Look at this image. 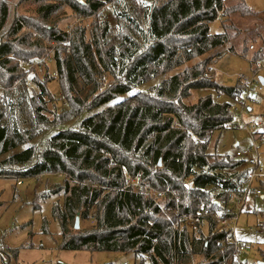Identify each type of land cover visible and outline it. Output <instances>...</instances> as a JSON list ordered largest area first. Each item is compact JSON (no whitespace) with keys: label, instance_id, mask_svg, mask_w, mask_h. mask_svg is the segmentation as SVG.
<instances>
[{"label":"trees","instance_id":"1","mask_svg":"<svg viewBox=\"0 0 264 264\" xmlns=\"http://www.w3.org/2000/svg\"><path fill=\"white\" fill-rule=\"evenodd\" d=\"M24 1L35 5L31 16L0 0V156L94 112L0 162V177L63 179L49 191L63 197L52 208L59 249L129 253L140 264H192L197 257L196 264H241L230 257V229L219 219L235 215L246 170L235 171L240 160H218L207 148L213 132L235 127L231 105L242 85L224 87L207 74L220 53L186 64L223 46L250 71L264 64V11L242 0ZM66 10L79 22L61 29ZM217 19L221 32L211 34ZM48 50L53 76L42 66L43 76L28 81ZM53 79L65 110L48 89ZM193 90L209 93L184 104ZM131 181L166 195L159 200ZM255 183L264 189V177ZM181 216L197 221L189 228ZM76 218L94 226L75 230Z\"/></svg>","mask_w":264,"mask_h":264},{"label":"rangeland","instance_id":"2","mask_svg":"<svg viewBox=\"0 0 264 264\" xmlns=\"http://www.w3.org/2000/svg\"><path fill=\"white\" fill-rule=\"evenodd\" d=\"M10 4L16 5L17 14L31 16L35 10L32 2L18 0H8ZM245 5L254 12L264 11V0H242ZM112 5L106 6V11L111 10ZM90 19L83 20L87 25ZM79 22V19L72 18L69 10L65 11L63 20L59 28L65 29ZM211 34L221 32L219 20H215L209 25ZM49 47V44H46ZM49 51V50H48ZM40 63H33L34 70H30L27 80L33 76L42 77L46 68L49 74L54 72V64L50 54ZM222 54L218 57L214 65L216 69L215 80L224 87L233 86L238 74H248L250 68L246 59L227 52L225 46L210 52ZM207 55L194 59L186 64L192 66ZM45 64V65H44ZM30 66V67H33ZM174 72L157 77L150 82L143 84L130 93L145 91L149 87L159 84L162 80L171 76ZM264 78V72L259 74ZM28 89L37 92L33 83L28 84ZM50 93L57 99V110H65V105L60 101V90L56 79L48 83ZM207 90H193L188 99L183 100L186 105H192L200 97L207 95ZM226 100L223 96L217 101ZM49 108L50 105L48 106ZM246 110L242 115V123L256 125L260 132H264V89L256 98L254 104L246 103ZM86 113L80 115L71 122L53 129L32 142L25 144L14 151L0 156V162L11 154L52 136L58 131L79 123L84 118L93 114ZM51 117L50 115H48ZM234 128L221 132H213L207 153L217 156H228L233 159L236 149L244 150L251 147V139L244 130L241 121L235 118ZM258 158L261 167L264 169V143L258 146ZM219 156V157H218ZM215 158V157H214ZM213 158V159H214ZM215 160V159H214ZM241 166L235 171H241ZM19 181V182H18ZM63 179L55 174L40 175L38 177L23 178L20 180L12 177H0V264H140V261L133 254L111 253V252H85V251H63L59 249L61 243L60 225L52 216L54 205L61 206L63 197L61 194L51 195L49 191L52 187L62 184ZM186 187L191 186V180H187ZM254 187H257L254 183ZM237 220H232L233 237L237 241L245 242L247 248L240 256L242 263L255 264L259 261V253L264 251V189L260 190V196L248 193L245 197L243 208L235 213ZM234 215V216H235ZM80 230L91 229L94 226L93 220L79 221ZM205 230V228H203ZM14 252V254H13ZM198 257L192 264L198 263ZM144 264H148L145 262Z\"/></svg>","mask_w":264,"mask_h":264},{"label":"built area","instance_id":"3","mask_svg":"<svg viewBox=\"0 0 264 264\" xmlns=\"http://www.w3.org/2000/svg\"><path fill=\"white\" fill-rule=\"evenodd\" d=\"M217 59H213L207 66L206 72L208 75L215 77L216 69L214 67ZM264 72V64L257 65L250 71L248 74H238L236 79L241 83L242 88L240 90L237 100L232 102L231 111L234 113V118H238L241 121V124L244 130L248 133L251 139V147L244 150L236 149L233 155V159L240 160L242 162L241 169L246 170L245 176L242 179L241 185L243 190V197L236 205V212H240L243 208L245 197L248 193H252L255 196H260V189L254 187L256 179L264 177V169L261 167L258 158V146L264 143V132H260L256 125H249L242 123L243 113L249 109H246V103L254 104L256 98L264 89L259 82L260 73ZM216 100L220 99V95L216 94ZM236 127V126H235ZM131 185L134 188L140 190L145 189L148 193L154 195V197L159 200L164 198L166 195L165 192H155L150 186H140L137 182L131 181L127 185ZM204 216H213L216 219H219V214H212L207 210L202 211ZM180 219L186 222V225L189 228L194 226V223L197 221L196 218H187L181 216ZM232 220H237L236 215L230 219H219V226L223 228L230 229V238L229 242L231 243V254L230 257L232 260H240V256L244 254L247 244L245 242L237 241L233 237L232 231ZM221 264H226V261ZM241 264H246L242 263Z\"/></svg>","mask_w":264,"mask_h":264},{"label":"water","instance_id":"4","mask_svg":"<svg viewBox=\"0 0 264 264\" xmlns=\"http://www.w3.org/2000/svg\"><path fill=\"white\" fill-rule=\"evenodd\" d=\"M259 82H260V84H261L262 86H264V78L259 77ZM78 224H79V220H78V218H76V219H75V224H74V229H75V230H77V229L79 228ZM256 264H264V263H263V262H257Z\"/></svg>","mask_w":264,"mask_h":264},{"label":"crops","instance_id":"5","mask_svg":"<svg viewBox=\"0 0 264 264\" xmlns=\"http://www.w3.org/2000/svg\"><path fill=\"white\" fill-rule=\"evenodd\" d=\"M217 53V52H216ZM209 55H207L206 57H208Z\"/></svg>","mask_w":264,"mask_h":264}]
</instances>
